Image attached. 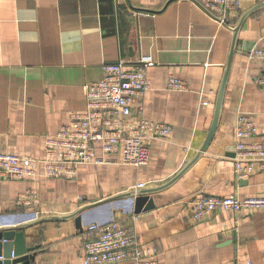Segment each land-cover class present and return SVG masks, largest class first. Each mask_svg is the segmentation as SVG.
Listing matches in <instances>:
<instances>
[{
	"label": "crops",
	"instance_id": "1",
	"mask_svg": "<svg viewBox=\"0 0 264 264\" xmlns=\"http://www.w3.org/2000/svg\"><path fill=\"white\" fill-rule=\"evenodd\" d=\"M257 4L244 1L223 22L198 0H0V149L44 157L46 137L86 108L85 87L103 77L104 65L123 61L132 69L141 58L152 61L146 67L151 87L142 99L143 114L173 128L169 138L151 140L147 165H127L121 154L98 149L112 162L81 164L73 178L47 177L43 167L32 178L0 177V220L67 215L94 200L140 189L141 183L152 188L170 181L207 138L231 27ZM238 39L208 150L178 180L151 194L138 213L125 199L111 206L113 219L103 208L81 227L72 218L26 229L29 245H40L36 264H84L88 225L112 220L131 226L144 257L158 264H264V208L240 215L219 210L198 221L191 215L192 201L202 195L264 197V170L239 178L233 161L241 113L257 128L247 142L264 146V87L256 81L264 61L250 55L264 48V7L246 17ZM170 76L186 80L189 88L170 89ZM28 187L39 190V205L17 204Z\"/></svg>",
	"mask_w": 264,
	"mask_h": 264
},
{
	"label": "built area",
	"instance_id": "2",
	"mask_svg": "<svg viewBox=\"0 0 264 264\" xmlns=\"http://www.w3.org/2000/svg\"><path fill=\"white\" fill-rule=\"evenodd\" d=\"M198 1L223 22L244 1L264 2ZM250 55L264 61V48H256ZM150 64L152 61L148 58H141L132 69H126L123 61L105 64L103 77L85 87L86 108L73 112L69 124L62 126L58 133L46 137L44 157L34 158L0 149V177L16 180L32 178L38 175L37 168L43 167L47 177L73 178L81 164L112 162L110 158L98 155V149L105 155L121 154V162L127 165H147L151 140L169 138L173 131L171 125L147 118L143 114L142 99L151 87L146 73V67ZM256 81L264 87V72ZM168 87L184 91L189 88V83L170 76ZM202 103L207 104L208 101ZM256 132L251 116L243 113L238 115L235 129L236 155L233 161L234 172L239 178L249 177L257 168L264 170V146L247 142ZM143 186L144 183L139 184V187ZM40 202L39 190L34 187L24 189L17 199L19 206L33 207ZM259 208H264V197L242 199L236 195H202L192 201L191 215L198 221L219 210L240 215L245 210ZM83 252L84 264H113L124 260H130L131 264H158L144 257L133 228L118 220L88 225Z\"/></svg>",
	"mask_w": 264,
	"mask_h": 264
},
{
	"label": "water",
	"instance_id": "3",
	"mask_svg": "<svg viewBox=\"0 0 264 264\" xmlns=\"http://www.w3.org/2000/svg\"><path fill=\"white\" fill-rule=\"evenodd\" d=\"M261 7H264V2L257 4L254 9H252V11L257 10ZM252 11L245 12L238 24L235 27H231L233 32L232 44L225 73L217 95L214 120L205 142L203 143L199 151L196 153L195 157L191 159L189 163H187L170 181L157 187H141L140 189L128 190L112 195L103 200H94L92 201V203L84 205L78 208L76 211L67 215H52L39 217L36 213H34V216H32L31 219H20L17 221H14L12 217L9 216L3 217V219L0 220V257L3 256V258L0 259V264H36V250L39 248L40 245H29V243L26 241L25 234L26 229L30 228L31 226L43 221H63L73 218L76 223L81 227L82 222L85 221L87 218L94 222V220L97 219L96 217L98 216L97 212L101 211L103 208H107L109 210V217L113 219L111 206L117 205L118 202H121L125 199L129 200L134 212L138 213L144 208L151 194L161 191L170 186L195 164V162L200 158V156H202L208 150L217 131L223 109L224 97L231 70V64L233 62L237 46L240 43V40L238 39V34L243 26L244 20Z\"/></svg>",
	"mask_w": 264,
	"mask_h": 264
}]
</instances>
